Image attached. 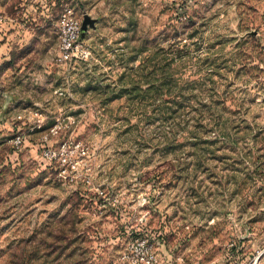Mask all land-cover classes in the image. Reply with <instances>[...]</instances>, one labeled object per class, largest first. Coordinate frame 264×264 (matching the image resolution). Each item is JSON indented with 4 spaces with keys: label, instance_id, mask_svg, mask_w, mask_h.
<instances>
[{
    "label": "rangeland",
    "instance_id": "374dc122",
    "mask_svg": "<svg viewBox=\"0 0 264 264\" xmlns=\"http://www.w3.org/2000/svg\"><path fill=\"white\" fill-rule=\"evenodd\" d=\"M46 3L92 25L77 61L56 32L0 65V264H127L140 234L155 264H264V0Z\"/></svg>",
    "mask_w": 264,
    "mask_h": 264
},
{
    "label": "built area",
    "instance_id": "2783aa9c",
    "mask_svg": "<svg viewBox=\"0 0 264 264\" xmlns=\"http://www.w3.org/2000/svg\"><path fill=\"white\" fill-rule=\"evenodd\" d=\"M174 3L177 12L175 13L176 22H184L186 19V5L185 0H169ZM6 15L0 10V26L7 20ZM57 60L60 62L77 61L84 57L86 54L83 51L80 43L81 35V21L75 17L72 9L69 6H65L61 9L57 18ZM46 138V137H45ZM13 146L19 148L23 142L21 135H16L12 139ZM74 152L80 151L81 155L86 153V150L80 147V144L75 145ZM68 149L64 144L57 148L47 147L42 150V158L48 161H59L63 166L68 165L67 162ZM74 168V164L71 165ZM61 172H65L62 169ZM122 258L127 264H155L156 256L153 251L152 244L149 237L140 234L132 236L127 246L126 252L122 255Z\"/></svg>",
    "mask_w": 264,
    "mask_h": 264
},
{
    "label": "crops",
    "instance_id": "0c3cea01",
    "mask_svg": "<svg viewBox=\"0 0 264 264\" xmlns=\"http://www.w3.org/2000/svg\"><path fill=\"white\" fill-rule=\"evenodd\" d=\"M37 3L46 1V9L44 11H49L53 6H56L59 3V0H36ZM34 0V2H36ZM25 5L20 9V11H11L6 13L8 18L0 26V65L9 61L13 57H28L33 55L36 58L46 57L47 52L43 51V46L38 48L36 47L38 43H43L45 37H52L53 34L57 32V18H29L25 17L26 13L29 10V7L25 4V0H22L18 5ZM17 6H15L16 8ZM27 7V8H25ZM37 8V6H36ZM31 9V8H30ZM43 12V11H42ZM44 37V38H43ZM9 67V66H8ZM10 68H7L9 70ZM22 66L18 72L22 71ZM5 69L2 71V74L8 71ZM4 79V78H3ZM0 85V90L7 91L14 89L12 83L7 80H2ZM2 93V106L8 105L10 103V95ZM13 98V97H12Z\"/></svg>",
    "mask_w": 264,
    "mask_h": 264
},
{
    "label": "water",
    "instance_id": "95a60500",
    "mask_svg": "<svg viewBox=\"0 0 264 264\" xmlns=\"http://www.w3.org/2000/svg\"><path fill=\"white\" fill-rule=\"evenodd\" d=\"M88 25H92V20H90L88 17H85L84 21L81 23V31L85 30Z\"/></svg>",
    "mask_w": 264,
    "mask_h": 264
}]
</instances>
